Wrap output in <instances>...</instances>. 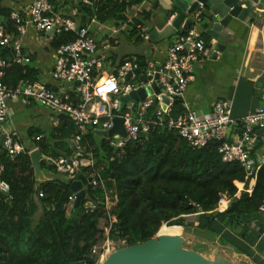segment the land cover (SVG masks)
I'll use <instances>...</instances> for the list:
<instances>
[{
  "label": "trees",
  "instance_id": "1",
  "mask_svg": "<svg viewBox=\"0 0 264 264\" xmlns=\"http://www.w3.org/2000/svg\"><path fill=\"white\" fill-rule=\"evenodd\" d=\"M3 1L0 15L8 16ZM78 1L82 17L94 16L101 22L122 24L135 9L149 18L145 9L137 8L143 0ZM69 38L71 35L62 34L54 39L53 46ZM8 55L0 48V57ZM39 72L29 65L14 64L6 69L3 81L14 85L21 78L38 79ZM58 118V125L42 138H36L39 129L29 130L30 136H36L34 144L50 158L69 155V139L79 133L69 116ZM98 137L88 129L81 143L86 152L92 153L93 169L116 202L107 209L105 190L87 186L86 193L96 204L90 212L85 210L86 199L77 206L70 203L69 197L74 194L71 182L59 176L46 159L41 161V168L54 175L36 186L27 147L12 159L0 146L1 177L10 186L8 194L0 192V264H73L77 256L86 264H98L92 249L104 240L102 220L110 227L112 237L134 244L154 237L161 226L160 231L187 228L186 216L194 213H200L195 230H209L216 216L234 230L243 225L246 214L257 212L264 203V165L248 192L251 184L244 167L236 161H222L218 142L192 148L177 133L155 129L120 149ZM237 182L244 183L242 190ZM223 196L229 204L218 212ZM112 216L116 220L110 222Z\"/></svg>",
  "mask_w": 264,
  "mask_h": 264
},
{
  "label": "built area",
  "instance_id": "2",
  "mask_svg": "<svg viewBox=\"0 0 264 264\" xmlns=\"http://www.w3.org/2000/svg\"><path fill=\"white\" fill-rule=\"evenodd\" d=\"M75 2L79 6V1ZM82 2L88 3L87 0ZM70 7V4L57 5L51 0H32L24 8L11 5L9 15L0 16V48L10 55L0 57V125L8 119L10 101L24 104L31 100L40 102L56 115L53 124L59 122V115L69 116L79 132L71 138L72 152L46 159L66 181L73 182L83 173L89 178L85 189L87 186L102 187L107 209L114 205L115 200L111 199V190L106 191L104 180L93 169L92 153L86 152L81 142L88 129L94 133L109 131L115 118L122 119L123 133L115 132L112 137L104 138L109 146L115 148L122 149L155 129L177 133L192 148L218 142L222 161H236L244 167L245 177L251 181L246 191L251 192L257 172L264 165V106L240 118L232 117L228 103L222 100L216 101L212 113L206 116L189 110H176L174 106L193 78L196 63L209 53L200 28L204 4L200 3L193 13L192 25L183 28L169 45L163 63H150L145 68L133 58L121 62L111 59L112 42L118 33L115 21L112 26L99 24L94 28L98 24L96 20L79 23L75 13L68 12ZM29 27L41 33L51 31L55 38L62 34L71 35V38L56 47L54 63L45 81L26 77L14 85L7 84L3 81L6 69L29 62L22 52L21 43ZM140 31L142 36H147V27L141 26ZM48 79L58 82V87H52ZM154 83L159 86L158 93L142 99L129 97L122 100L131 92ZM262 92L264 95V87ZM228 131L233 139H230ZM42 137L40 134L37 138ZM0 146L12 159L26 150L19 131L14 128L0 130ZM258 147L262 148V155L257 156L255 149ZM36 148H27L28 153ZM1 170L0 165V173ZM241 185L239 190L243 189L244 183ZM9 188V183L0 175V192L8 194ZM75 199V194L71 195L70 203L73 204ZM227 200L223 196L219 203ZM95 208L94 202H85L87 212ZM259 209L264 210V203ZM126 245L124 239L107 238L100 247H93L92 254L101 261L109 252Z\"/></svg>",
  "mask_w": 264,
  "mask_h": 264
},
{
  "label": "crops",
  "instance_id": "3",
  "mask_svg": "<svg viewBox=\"0 0 264 264\" xmlns=\"http://www.w3.org/2000/svg\"><path fill=\"white\" fill-rule=\"evenodd\" d=\"M31 1L4 0L3 5L10 12L9 6L24 8ZM236 1L242 7H245L248 12L244 13L243 19L233 17L222 29L218 38H214L211 33L207 32L213 25L212 19L207 18L206 26L200 24V28L203 30L201 36L207 42L209 53L196 63L193 78L188 82L182 97L178 99V104L174 105L176 110H189L197 115L206 116L212 113L215 102L222 100L228 103L231 116L240 118L253 112L258 107L264 106L262 92L264 79L262 84L259 81L260 77L264 75V0ZM53 2L57 5L70 4V0L64 2L54 0ZM79 8H77L78 13L73 12L79 23L94 19L98 23L95 24L94 28H97L99 24L112 26V23H115L113 20L101 22L94 16L82 17L83 12ZM137 8L145 9L146 14H149V18L135 9L130 12L124 23L116 22L118 33L112 42L111 59L121 62L124 59L133 58L138 60L140 64H144H141L144 68L150 63L154 65L161 64L165 60L166 50L173 40L158 44L148 38V33L153 27L163 28L170 21L172 15L160 6L158 0H143ZM209 9L208 5L205 4L203 13L207 12L208 17L210 14ZM71 11L72 8L70 7L68 12L72 14ZM141 26L148 28L146 37L141 35ZM54 39L55 37L51 33H41L32 27H29L28 32L21 38L22 52L29 58V62L23 65H29L40 71L38 74L39 80L45 81L49 70L53 66L56 50V47L53 46ZM120 41L124 46L121 51L117 50ZM218 44L220 46L217 49ZM47 81L52 87L56 85L58 87V82L49 79ZM20 103L21 101H10L8 119L6 123L0 125V130L3 128L17 129L25 147L36 146L34 144L36 136H30L29 130L31 128L39 129L40 134L44 135L49 133L59 122L53 124L56 116L50 114L48 117L40 118L39 121L19 123L15 121L14 116L20 110ZM32 103L42 105L34 100L26 105L31 106ZM228 134H230V139H233L232 133L229 132ZM69 143L71 144V139H69ZM62 154L64 153L60 155ZM255 154L257 156L262 155V148H256ZM42 172L46 178L54 175L47 168H42ZM239 187H242V185ZM228 204L229 200L219 203L216 211L225 210ZM199 216L200 213L186 216L185 223L193 226V233L196 232L194 225L197 224ZM198 231L201 234L199 243L210 252L217 249L220 254L231 259L235 264H264V210L259 209L255 213L246 214L243 225L236 227L234 230L229 228L227 221L222 220L220 216H216L209 230ZM206 233L212 234L211 238ZM200 252L205 253L204 251Z\"/></svg>",
  "mask_w": 264,
  "mask_h": 264
},
{
  "label": "water",
  "instance_id": "4",
  "mask_svg": "<svg viewBox=\"0 0 264 264\" xmlns=\"http://www.w3.org/2000/svg\"><path fill=\"white\" fill-rule=\"evenodd\" d=\"M94 1L87 0L91 4ZM158 3L172 15L170 21L163 28L153 27L149 30L148 38L158 44L163 41L174 40L180 29L191 26L193 13L200 3L206 4L210 8L209 17L205 12V16H202L201 25L206 26L207 18L212 19L213 25L207 32L211 33L214 38H218L222 29L233 17L243 19L244 13L248 12L236 0H158ZM219 46L220 44L217 45V49ZM155 78H158V74L155 75ZM263 79L264 75L259 79L261 84ZM159 90V86L154 83L151 86L131 92L122 100L129 97L142 99L146 95L158 93ZM165 100L167 101V98ZM115 132L123 133L121 118L114 119V125L109 131H95V134L106 138L112 137ZM29 156L34 169L35 185L38 186L40 182L47 179L41 168V161L46 157L39 148L32 150ZM88 181L89 178L81 173L77 180L71 182L70 188L76 197L73 206L79 205L82 199L91 201V197L84 188ZM114 238L116 239V237ZM187 239L182 234H156L143 242L128 244L109 252L98 264H235L231 259L219 254L217 249H213V258H209L198 250L185 247ZM77 258L73 264H86L84 260L79 259V256Z\"/></svg>",
  "mask_w": 264,
  "mask_h": 264
},
{
  "label": "rangeland",
  "instance_id": "5",
  "mask_svg": "<svg viewBox=\"0 0 264 264\" xmlns=\"http://www.w3.org/2000/svg\"><path fill=\"white\" fill-rule=\"evenodd\" d=\"M77 2H75V0H70V6L72 8V13L73 12H77V8H78V5H76ZM77 7V8H76ZM75 10V11H74ZM78 13V12H77ZM122 42L120 41V45L117 47V50L121 51L123 49L124 46H122L121 44ZM41 63V62H40ZM41 65V64H40ZM19 107H20V110L15 114L14 116V119L15 121L19 122V123H27V122H31V121H35V120H40V118H45V117H48L50 116V114L53 116L55 115L54 113H52L48 108H46L45 106H42V105H38L36 103H32L31 106L29 105H26L24 103H20L19 104ZM56 116V115H55ZM100 138V136L98 137ZM31 146V145H30ZM32 147V146H31ZM30 148V147H28ZM250 184H251V181H250ZM239 186V185H238ZM116 201H114L115 203ZM115 217H111V221H115ZM191 222V221H190ZM189 222V223H190ZM106 221L105 220H102L101 223H100V227L101 228H105V232H104V240L98 244V247H100V245H103L104 242L108 239H111L112 236L110 235V232L108 230H110V227H106ZM164 225V224H163ZM191 224H188L187 228L185 227H182V228H178V229H175L179 234H182L184 237L188 238L185 242V247L187 248H193L195 250H200V251H204L205 255H207L209 258H213V254L212 252H210L209 250H207L205 247H203L200 243H199V237H200V233L198 230H195L196 232L193 233L192 232V227L193 226H190ZM162 227V226H161ZM161 227L159 228L158 232L156 234H160V229ZM206 235L208 237L211 238L212 234L210 233H206ZM220 254V253H219ZM222 255V254H221ZM100 261L98 260V263Z\"/></svg>",
  "mask_w": 264,
  "mask_h": 264
},
{
  "label": "bare ground",
  "instance_id": "6",
  "mask_svg": "<svg viewBox=\"0 0 264 264\" xmlns=\"http://www.w3.org/2000/svg\"><path fill=\"white\" fill-rule=\"evenodd\" d=\"M160 234H179L175 229H163Z\"/></svg>",
  "mask_w": 264,
  "mask_h": 264
}]
</instances>
